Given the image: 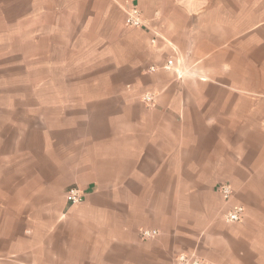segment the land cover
Masks as SVG:
<instances>
[{"label":"crops","instance_id":"1","mask_svg":"<svg viewBox=\"0 0 264 264\" xmlns=\"http://www.w3.org/2000/svg\"><path fill=\"white\" fill-rule=\"evenodd\" d=\"M0 27L45 75L0 130V264H264V0H0Z\"/></svg>","mask_w":264,"mask_h":264},{"label":"rangeland","instance_id":"2","mask_svg":"<svg viewBox=\"0 0 264 264\" xmlns=\"http://www.w3.org/2000/svg\"><path fill=\"white\" fill-rule=\"evenodd\" d=\"M3 28L0 27V29ZM9 50V43H0V106L2 107L0 110V130L3 129L2 131L5 133H8L5 130L10 118L16 115L7 109L8 101L11 99H32L37 94L39 98L42 97L39 91H34L31 87L33 84L37 85L45 76L36 62L32 63L28 60L26 62L24 58L10 56L8 55ZM27 50L28 47L24 44L19 42L12 44V53L20 52L22 54ZM37 62L40 63L39 60ZM54 81L57 82L56 78ZM13 136L14 134L11 135L7 143H0V148H11L13 146L11 144Z\"/></svg>","mask_w":264,"mask_h":264},{"label":"built area","instance_id":"3","mask_svg":"<svg viewBox=\"0 0 264 264\" xmlns=\"http://www.w3.org/2000/svg\"><path fill=\"white\" fill-rule=\"evenodd\" d=\"M125 26L130 28H140L142 27L141 21L139 19L138 11L133 8L126 13ZM171 62H168L165 68H168ZM146 102H150L151 98L148 96L144 97ZM218 192L225 202H229L233 196V190L230 185L221 183L218 185ZM84 198L83 192L75 186L67 188L65 192L66 202L70 205H77L82 202ZM244 216V207L241 205L232 204L229 206L227 212L224 215V220L227 223H239L242 221ZM157 235L156 231L142 230L141 238L143 240L151 239ZM176 264H202V261L195 255L180 254L176 258Z\"/></svg>","mask_w":264,"mask_h":264}]
</instances>
